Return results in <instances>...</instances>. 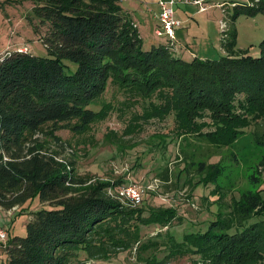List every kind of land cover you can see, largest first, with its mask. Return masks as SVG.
I'll return each instance as SVG.
<instances>
[{"label": "trees", "instance_id": "obj_1", "mask_svg": "<svg viewBox=\"0 0 264 264\" xmlns=\"http://www.w3.org/2000/svg\"><path fill=\"white\" fill-rule=\"evenodd\" d=\"M27 1L49 57L19 50L0 56V209L21 211L34 197L42 208L24 237L6 233L4 264H126L125 255L131 264H264V39L257 58L234 50L236 19L264 10V0L232 8L223 21L224 56L192 61L174 56L167 42L143 49L120 0ZM64 60L76 65L73 73ZM113 115L123 128L105 133L101 144L119 153L153 123L160 127L145 142L148 153L185 137L228 148L250 130L261 152L248 176L252 187L236 196L218 182L221 161L197 162L183 153L185 185L192 192L214 184L219 211L204 231L178 241L169 228L182 218L173 207L146 203L155 191L142 189V203L126 206L110 195L128 184L124 178L77 171L66 158L74 146L58 132H69L75 147H95V128ZM168 173L166 166L158 177L167 182ZM144 228L158 231L144 235Z\"/></svg>", "mask_w": 264, "mask_h": 264}, {"label": "rangeland", "instance_id": "obj_2", "mask_svg": "<svg viewBox=\"0 0 264 264\" xmlns=\"http://www.w3.org/2000/svg\"><path fill=\"white\" fill-rule=\"evenodd\" d=\"M220 1L211 0L210 2ZM238 1L247 6H252L250 0ZM153 2V0H120L119 2L120 6L128 11L131 20L139 25L141 31L139 33L145 50L150 48L148 45L151 40L158 42L164 40V38L153 36V21L149 20L146 23V9L150 8ZM235 5L237 4L227 3V8H230V15L233 14L232 8ZM174 11L176 14L183 13L184 5L176 4ZM220 20L224 21V13L221 9H213L210 12L202 13L200 16H191L190 18L192 33L196 37L195 40L192 39L191 44L194 43V46L191 45V49L201 59L218 60L224 56L217 46L221 31L219 27ZM37 21L38 19L32 15L31 2L27 0H0V56L6 52L26 48L34 56L49 57L45 46L39 40L38 33L34 31L32 23ZM234 25L237 33L234 50L243 54L246 53L254 58L259 57L261 54L259 44L264 39V10L256 11L249 16L240 15ZM209 33L212 36V43H208ZM214 46L216 49H214ZM173 54L178 55L175 52ZM184 55L183 60L192 61V54L189 50ZM63 63L68 67L66 72L73 73L75 71L76 65L74 63L65 60ZM110 98L111 90H108L103 96V100L108 101ZM158 127L160 126L157 123H153L147 126L139 135H134L132 143L135 146L130 149L126 148L121 153L117 152L114 147H103L101 144L105 133L110 130L120 132L123 128L115 115L95 128V147L83 146L79 142L75 147V139L67 131H60L57 135L62 140H72L73 154L66 155V158L75 162L77 171L90 172L99 177H103L102 175L106 172L113 178H124L128 184L137 183L143 189L153 180H158V189L154 192V195H146L149 199L146 203L148 202L150 206L173 207L176 209L178 218L182 219L173 221L169 231L180 241L185 233L204 231L207 228V223L213 221L219 211V207L215 203L217 194L214 192V184L195 186L196 188L192 192L190 186L185 185L186 174L181 171L184 166L182 164L183 153L187 156L193 155L197 162L206 161L208 158L210 163L221 161L225 171L218 182L220 186L232 190L233 194L237 196L238 192L252 187L249 184L248 176L253 172L256 163L260 159L261 152L253 147L250 134H248L250 130H246L245 133L239 134L228 148L216 149L213 144L204 138L185 137L181 141H177V146L170 147L164 152L156 150L154 153H148L147 149H144L147 148L145 142H148L150 140L149 136L159 130ZM38 138L44 140L43 135H38ZM176 155L179 157L177 158ZM166 166L169 170V181L167 182L158 177V173ZM259 179L262 182L264 181V171H261ZM197 180V177L194 178L192 184H195ZM262 187L264 188V185ZM203 198L208 199L207 208L203 206L205 203ZM40 208L42 207L38 197H34L22 204L21 211L15 209L4 211L0 209V229L5 231L8 237H24L26 224L31 220L32 213ZM157 231L154 228L143 229L144 235L153 236ZM3 244L5 242L0 244V264L5 263ZM120 261L131 264L134 259L125 255V258H121ZM173 264H188V261L184 259Z\"/></svg>", "mask_w": 264, "mask_h": 264}, {"label": "crops", "instance_id": "obj_3", "mask_svg": "<svg viewBox=\"0 0 264 264\" xmlns=\"http://www.w3.org/2000/svg\"><path fill=\"white\" fill-rule=\"evenodd\" d=\"M153 1L154 2L151 5V7L150 8L148 7L146 9L145 17H146V23L149 20L153 21V36L155 38H159V37H157L155 35V30H156V28L159 25V22H158V19H157V15L159 13V8H158V5H157V2L159 0H153ZM183 1L184 0H179L176 3V4L184 5L183 13H177L176 14V12L174 11L175 19L180 21L181 24H180L179 27H177L175 29V48L172 50V52L173 53L175 52L176 54H178L177 56L176 55H174V56L184 59L185 52H187L189 50V52L192 54L191 55L192 59L193 58L201 59V57H198L197 54L195 55V51H193L191 49V45L194 46V43L191 44L192 43V39L193 40L196 39L195 35L192 33V26L190 24L191 16H200V15H202V13L210 12L213 9H221L222 12L224 13V20H225V18H228L229 12H230V8H227V3L228 2H232V5H234V4H243V3H239V1L237 2V0H233V1H222L221 0L220 2H216V3L210 2L211 0H200L201 4L199 5V4H191V3L187 4V3H184ZM173 9H174V7H173ZM125 12L128 13V11H126V10H125ZM133 23H134V25L136 26V28H137V30L139 32L140 31L139 27H138L139 25H137L135 22H133ZM222 23H223V21L220 20L219 27L221 28V31H220V39L218 40L219 43L217 44V46L219 48L220 53L224 55L225 52L223 51V49L221 48V45H220L221 40H222V32H223L222 31V29H223ZM207 39H208V43H212V36L210 35V33L208 34ZM165 42H166V38H164L163 41L159 40V42L151 40L149 42L148 46L151 47L152 45H157V44L165 43ZM19 49H22V48H19ZM214 49H216L215 46H214ZM208 59L207 58H205V59L202 58V60H208Z\"/></svg>", "mask_w": 264, "mask_h": 264}, {"label": "built area", "instance_id": "obj_4", "mask_svg": "<svg viewBox=\"0 0 264 264\" xmlns=\"http://www.w3.org/2000/svg\"><path fill=\"white\" fill-rule=\"evenodd\" d=\"M179 0H159L157 2L159 13L157 19L159 22L155 30V35L159 38H166L168 49L172 51L175 48V29L180 26L181 22L174 17V5ZM184 3L201 4L200 0H184ZM252 5V4H251ZM223 27L224 24L222 23ZM21 52L27 51L26 48L19 49ZM159 186L158 180H153L145 189L148 191H156ZM142 187L137 183H130L121 186L115 194H110L120 203L135 208L142 203ZM6 232L0 229V242L6 240Z\"/></svg>", "mask_w": 264, "mask_h": 264}]
</instances>
